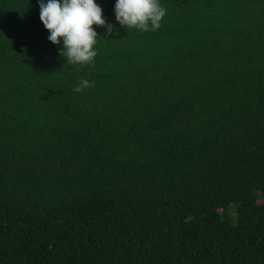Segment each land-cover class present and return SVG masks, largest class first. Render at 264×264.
Instances as JSON below:
<instances>
[{
	"label": "trees",
	"instance_id": "16d2710c",
	"mask_svg": "<svg viewBox=\"0 0 264 264\" xmlns=\"http://www.w3.org/2000/svg\"><path fill=\"white\" fill-rule=\"evenodd\" d=\"M96 3L77 69L0 0V264H264V0H160L154 32Z\"/></svg>",
	"mask_w": 264,
	"mask_h": 264
},
{
	"label": "clouds",
	"instance_id": "9594fccd",
	"mask_svg": "<svg viewBox=\"0 0 264 264\" xmlns=\"http://www.w3.org/2000/svg\"><path fill=\"white\" fill-rule=\"evenodd\" d=\"M40 20L50 33L48 40L63 47L59 55L66 62L79 68L94 64L97 49L94 47L100 37L93 25L105 27L107 34L114 26L103 17V9L96 0H38ZM115 18L121 27L141 32L157 31L162 26L167 9L160 0H116ZM94 86L81 78L73 91L81 93Z\"/></svg>",
	"mask_w": 264,
	"mask_h": 264
}]
</instances>
